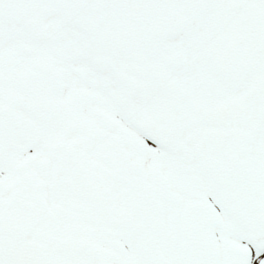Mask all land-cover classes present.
Segmentation results:
<instances>
[{"label":"snow or ice","instance_id":"6c2138e0","mask_svg":"<svg viewBox=\"0 0 264 264\" xmlns=\"http://www.w3.org/2000/svg\"><path fill=\"white\" fill-rule=\"evenodd\" d=\"M0 264H264V0H0Z\"/></svg>","mask_w":264,"mask_h":264}]
</instances>
